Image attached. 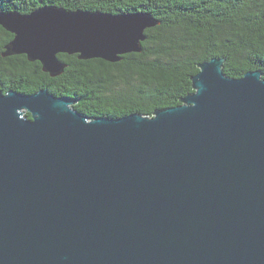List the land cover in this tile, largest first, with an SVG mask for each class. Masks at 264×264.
<instances>
[{
	"label": "water",
	"instance_id": "obj_1",
	"mask_svg": "<svg viewBox=\"0 0 264 264\" xmlns=\"http://www.w3.org/2000/svg\"><path fill=\"white\" fill-rule=\"evenodd\" d=\"M149 13L0 12L52 78L60 54L142 53ZM202 63L181 105L89 120L47 89L0 92V264H264V79ZM31 115L27 118L25 114Z\"/></svg>",
	"mask_w": 264,
	"mask_h": 264
},
{
	"label": "trees",
	"instance_id": "obj_2",
	"mask_svg": "<svg viewBox=\"0 0 264 264\" xmlns=\"http://www.w3.org/2000/svg\"><path fill=\"white\" fill-rule=\"evenodd\" d=\"M43 6L144 12L160 24L146 30L142 53L126 54L117 63L60 54L67 68L56 78L25 55L2 57L14 36L0 26V92L33 95L47 89L77 100L74 109L89 120L120 119L134 113L153 117L180 106L194 92L191 79L199 66L213 58L225 59L223 71L230 78L258 70L264 79V0H0V12L30 14Z\"/></svg>",
	"mask_w": 264,
	"mask_h": 264
}]
</instances>
